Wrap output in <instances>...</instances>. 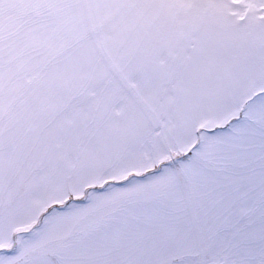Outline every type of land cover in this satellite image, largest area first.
Segmentation results:
<instances>
[{"label":"snow or ice","instance_id":"6c2138e0","mask_svg":"<svg viewBox=\"0 0 264 264\" xmlns=\"http://www.w3.org/2000/svg\"><path fill=\"white\" fill-rule=\"evenodd\" d=\"M0 264H264V0H0Z\"/></svg>","mask_w":264,"mask_h":264}]
</instances>
